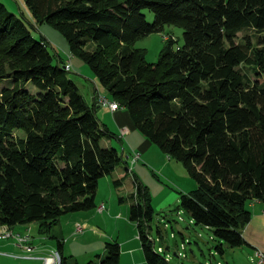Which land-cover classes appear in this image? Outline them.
Returning a JSON list of instances; mask_svg holds the SVG:
<instances>
[{"label": "trees", "instance_id": "trees-1", "mask_svg": "<svg viewBox=\"0 0 264 264\" xmlns=\"http://www.w3.org/2000/svg\"><path fill=\"white\" fill-rule=\"evenodd\" d=\"M21 1L32 20L0 0V80L12 81L0 93V227L35 223L51 236L63 216L97 208L100 180L125 160L102 146L116 134L27 22L48 23L136 130L184 165L197 188L181 208L213 232L218 253L244 247L250 205L264 203V0ZM165 26L184 29L183 45L169 38L149 63L135 44ZM128 199L147 264H170L150 238L155 209L136 176ZM105 252L88 264H120L119 242Z\"/></svg>", "mask_w": 264, "mask_h": 264}, {"label": "rangeland", "instance_id": "rangeland-1", "mask_svg": "<svg viewBox=\"0 0 264 264\" xmlns=\"http://www.w3.org/2000/svg\"><path fill=\"white\" fill-rule=\"evenodd\" d=\"M1 1L11 13L19 17L24 14L26 21L27 19L32 20L21 0ZM144 13L148 22L154 23L155 15L148 10ZM27 23L36 39H45L50 52L55 56L56 62L63 58L66 63H71L70 78L77 84L87 103L91 105L94 87L88 79H92L94 73L90 66L82 59L71 54L68 41L52 25L44 23L35 24L34 26L29 22ZM169 38L177 41L174 46L178 48L184 42V29L179 26H165L162 33L152 34L139 40L135 47L145 50L146 60L149 63H156ZM10 82L12 83L11 80H0V93L3 87L10 86ZM29 90L37 92L30 85ZM108 98L112 99L110 96ZM16 134L22 135L21 133ZM136 134L140 137H127L123 140L124 145L116 138L102 141L103 147L117 148L120 153L124 154L126 161L127 156H129L131 159L129 161L131 173H128L127 170L128 165L126 163L128 161L125 163L124 160L113 175L100 180L97 193V205L99 207L97 206L95 210L90 212L72 213L63 216L54 225L51 236L48 233L42 234L39 226L35 223L26 227L20 226L14 233L30 236L35 254L41 256L43 254L52 256L57 251L61 252L58 239L63 240L62 252L64 255H62L68 260L69 264L98 262L99 257H104L106 254V243L115 240H118L120 244L125 242L124 248H127L128 245L136 247L138 244V246H141V242H138L137 224L130 221L129 213L132 202L129 201L128 196L135 189L136 176L143 186L148 189L155 209L153 221L150 223V238L155 241L157 251L160 247L164 249L161 255L169 260L170 264H206L208 261H212L214 264H258V261H255L250 251L245 247L231 249L224 244L225 253L223 255L218 253L216 247L219 243L214 239L213 232L205 227L194 225L190 216L183 211L180 205L181 194H187L197 188L195 180L192 179L181 162L170 159L158 146L152 144L148 149L144 147L140 149L143 142H140L139 138H143L142 140L148 139L138 130ZM110 142H113L112 146ZM131 145L135 148H132ZM140 150L143 153L141 160L132 165L135 152L138 153ZM122 174L125 177L123 184L120 186L114 185L116 180H121L120 175ZM193 186H195L194 189ZM120 198H124L126 201L121 202ZM102 203L106 206V212L104 211L105 214L103 212V215L99 211V208L103 205ZM100 204L102 205L100 206ZM78 224L83 226L82 232H84L82 234H76ZM0 230L7 231V229ZM133 236L136 238L137 244L133 243L135 240ZM130 238L133 239V242L128 241ZM0 250L14 253L10 256H0V264H39V262L27 261L19 257L21 247L10 244L9 247H1ZM130 258L129 254H125L123 260L125 262L126 259L130 260Z\"/></svg>", "mask_w": 264, "mask_h": 264}, {"label": "crops", "instance_id": "crops-1", "mask_svg": "<svg viewBox=\"0 0 264 264\" xmlns=\"http://www.w3.org/2000/svg\"><path fill=\"white\" fill-rule=\"evenodd\" d=\"M88 80H90L91 83H93V87H94V92L92 93V102H91L90 106H95L97 116L100 119V121L104 125H106L107 128L112 133L116 134L118 141L121 142L122 145H124L123 140L126 139L127 137L131 138L132 136H138V134H136L137 130H136V128L133 124V121H132L129 113L127 112V110L120 107L119 110L113 112L108 106L104 107V106L100 105L99 101H98L100 96H104L107 98L109 96L107 95V92L105 91V89L101 86V84L96 80V78L94 76L92 77V79H88ZM110 101H114V100L111 99ZM138 137H140V136H138ZM142 139L143 138H139L140 142H143L142 145L140 146V149H141V147H144L147 149L150 148L152 144L148 140H142ZM110 144L112 146L113 142H110ZM131 147L135 148L133 145H131ZM124 152H125V149H124ZM138 153H140L141 158H142V154H143L142 151L140 150V152H138ZM128 158H129V156H127L128 162L125 160V163L127 162L126 165L129 166L130 159H128ZM123 177H124V174L120 175V178H123ZM192 188L194 189L195 186H193ZM134 190L131 193H133ZM102 204H100V206ZM97 206L99 207V205H97ZM250 210L252 212V219H251L250 223L244 228V231H243V236H244V239L246 241V245L244 247L248 251H250L251 255L253 256V258L256 261L257 260V254L259 252L264 253V203H261L258 201L252 203L250 205ZM99 211H100V208H99ZM105 212L103 214H105ZM100 214H102V213H100ZM120 217H122V215H120ZM18 227H20V226H18ZM18 227L13 228V230L14 231L17 230ZM21 227H26V226H21ZM85 229H86V227H85ZM206 229H208V228H206ZM133 239H135L134 242H133ZM133 239L130 238V239H128V241H132L135 244H137L140 241L139 237H138V242L134 236H133ZM117 242H119V241L117 240ZM10 244L13 245L10 241L0 240V248L6 247V246L9 247ZM121 244H122V247H121L120 264H146V260H145L141 246H138V244L136 247L128 245V246H126L127 248H124L125 242H122ZM10 254H14V253L2 252L0 250V256H10ZM23 254H24L23 250H21V252L18 255H19V257H21L24 260L39 262V264H44V261L42 259L46 257L45 254H43L42 256L35 254V257H36L35 259H26V258L22 257ZM62 254H63V252H62ZM125 254H129L131 258H130V260L126 259L124 262L123 259H124Z\"/></svg>", "mask_w": 264, "mask_h": 264}, {"label": "built area", "instance_id": "built-area-1", "mask_svg": "<svg viewBox=\"0 0 264 264\" xmlns=\"http://www.w3.org/2000/svg\"><path fill=\"white\" fill-rule=\"evenodd\" d=\"M66 70L68 71L72 70V65L70 62L66 63ZM98 101L100 105L104 107L108 106L113 112L118 110L111 104V101L109 99H106L104 96H100ZM140 160H141V155L139 153H135L132 159V165L136 162H139ZM105 207H106L105 204H103L100 207L101 213L105 211L106 209ZM181 220L183 219L181 218ZM82 227L83 226H81L80 224L76 226V234H82L84 232V231L82 232V229H83ZM0 240H7V241H10L14 246L21 247L24 253L22 257L26 259H35V248L32 245V242H31L32 239L30 236L28 235L23 236L20 233H12L11 235L6 236V237H0ZM159 249L164 252L163 248H159ZM42 260L44 261V264H52L50 262V256H46ZM257 261H258V264H264V253L259 252L257 254ZM206 264H214V263L212 261H208L206 262ZM218 264H221V263H218Z\"/></svg>", "mask_w": 264, "mask_h": 264}, {"label": "bare ground", "instance_id": "bare-ground-1", "mask_svg": "<svg viewBox=\"0 0 264 264\" xmlns=\"http://www.w3.org/2000/svg\"><path fill=\"white\" fill-rule=\"evenodd\" d=\"M106 98V97H105ZM107 99V98H106ZM111 104L116 108V109H120V105L117 102H111ZM0 229H7V231H1L0 230V237H6L11 235L12 233H14V230L10 229L7 226H2L0 227ZM159 252H163L162 250H158ZM50 262L52 264H61L62 263V254L57 251L55 252L52 256H50Z\"/></svg>", "mask_w": 264, "mask_h": 264}]
</instances>
